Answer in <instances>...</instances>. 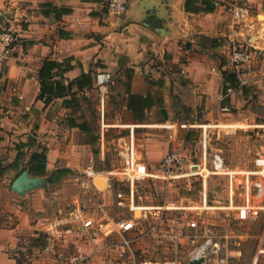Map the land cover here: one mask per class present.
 <instances>
[{"label": "crops", "instance_id": "0c3cea01", "mask_svg": "<svg viewBox=\"0 0 264 264\" xmlns=\"http://www.w3.org/2000/svg\"><path fill=\"white\" fill-rule=\"evenodd\" d=\"M187 1L130 0L127 12L115 15L102 0H0V28L19 37L13 57L0 69V264H18L13 255L23 237L50 234L49 226L39 228L47 225L44 218L33 223L34 214L43 217L45 210L29 206L48 185L71 173L50 180L55 171L68 169L56 162L62 154L54 141L63 127L92 134L97 120L98 135L105 136L131 125L134 139L135 129L153 127L150 116L158 115L172 129L185 124L195 128L200 113L209 118L213 107L230 111L236 92H248L232 67V45L264 54V0H237L250 7L241 21L228 5L216 6L213 0V10L206 11L203 0H195L193 7L200 12H187ZM46 61L60 65L53 81L72 85L66 96L49 102L41 97L40 72ZM84 75L91 84L79 90L76 81ZM101 86L106 87L103 96ZM230 89L235 91L230 94ZM223 93L227 96L220 101ZM92 94L97 95V117L84 111ZM134 97L152 106L142 114L137 105L142 101ZM84 123L85 130L80 128ZM191 136L190 130L186 139ZM42 152L47 173L39 176L31 171V159ZM24 172L46 182L20 194L12 186ZM57 262L51 244L28 261Z\"/></svg>", "mask_w": 264, "mask_h": 264}, {"label": "rangeland", "instance_id": "374dc122", "mask_svg": "<svg viewBox=\"0 0 264 264\" xmlns=\"http://www.w3.org/2000/svg\"><path fill=\"white\" fill-rule=\"evenodd\" d=\"M233 46L247 48L236 43L232 50ZM247 49L252 52L249 62L237 69L231 63L248 92H236L229 112L213 107L209 118L204 112L198 115L197 127L185 124L187 128L179 125L177 129L154 115L150 116L153 127L135 129L136 158L146 165L148 173L155 172L164 156L173 151L200 168L197 174L188 170L186 177L179 179H139L135 201L149 210L147 218L139 221L138 230L125 239L118 234L83 235L79 217L92 218L96 223L118 216L132 218L131 211L116 206L115 190L127 188V182H120L125 181L123 176H111V172H120L126 166L131 125L105 136L98 135L97 120L92 134L82 135L64 127L59 130L54 143L62 158L56 162L71 173L59 183L48 185L40 200L29 206L33 211L37 207L45 210L43 217L34 214L33 223L44 218L47 225L39 228L49 226L50 234L42 231L23 237L21 249L13 256L26 264L42 245L51 244L57 264H72L79 255L88 257L85 264H190L192 255L204 247L201 257L205 264H264V198L254 186L260 177L251 175L249 198L245 187L246 172L256 171L255 161L264 154V55L256 48ZM96 96L92 94L91 102L84 105L87 117H91L90 110L97 117ZM190 130L192 136L187 140ZM215 153L237 173L233 185L229 176L214 173ZM91 170L100 174L94 181L87 174ZM97 178L102 179V187ZM247 207L258 210V214L244 218L242 212ZM141 210L134 214L137 219ZM191 221H196L198 228H189L187 222ZM134 239L137 241L130 248L125 246L124 240Z\"/></svg>", "mask_w": 264, "mask_h": 264}, {"label": "built area", "instance_id": "2783aa9c", "mask_svg": "<svg viewBox=\"0 0 264 264\" xmlns=\"http://www.w3.org/2000/svg\"><path fill=\"white\" fill-rule=\"evenodd\" d=\"M106 9L115 15H123L128 10V5L130 0H102ZM216 6L228 5V10L232 14L235 20H243L250 13V7L248 3H240L237 0H214ZM19 37L16 32L7 28H0V69L13 57ZM260 55H264L260 51H257ZM252 57L251 50L247 48H237L233 46L231 59L233 61L234 67L237 69L241 64L249 62ZM106 90L105 86L100 87V91L102 96L104 95ZM235 90L230 89L229 93H233ZM226 94H221L219 97L220 101L225 100ZM222 111L229 112L228 108H222ZM2 124V120L0 118V126ZM188 125H182L183 128H187ZM204 147L206 148V138H204ZM126 166L120 172H111V176L118 178V176H123L125 181H120L121 183L127 182V188H118L115 190L116 193V206L120 209H127L131 211L132 218L121 217L118 216L116 219L110 218L104 219L101 221L95 222L92 218H81V234L83 235H98L103 234L105 236H109L110 234H118L125 239L126 235L133 234L138 230L139 221L147 218L148 207H140L137 206L135 201V185L139 179H143L145 177H152L157 179H179L186 177V172L189 170L191 174H197L196 169L200 168L199 165L188 164L186 158L181 155L177 151H173L164 156L161 160L158 168L153 173H148L146 165L138 162L136 158L135 151V143L132 138L131 144L128 146L126 151ZM213 167L214 173L220 175H227L230 178L231 185H233L234 175L237 174L232 172L226 166V163L223 157L219 153H215L213 156ZM255 167L257 168L254 172H249L245 174V187L247 189L246 197L249 198L250 195V186H251V175H257L260 177L259 181H257L254 186L258 190L259 197L264 198V154L261 155L255 161ZM88 176L94 179L100 174L96 171H88ZM138 208H143L141 210V218L137 219L134 214L138 210ZM160 209V208H159ZM158 209V210H159ZM161 210V209H160ZM243 216L246 218L250 216L253 218L258 214V210H253L250 208H244ZM187 226L189 228H198V223L196 221L187 222ZM142 235V232L140 233ZM91 235V236H92ZM93 237V236H92ZM178 238V234L176 235ZM95 243H98V240H94ZM134 240H124L125 246L128 248L131 247V244ZM204 251V247L202 249ZM203 251H199L196 255H192L190 262L195 259L204 258L201 257V253ZM87 256L79 255L72 259V264H85ZM142 264V263H141Z\"/></svg>", "mask_w": 264, "mask_h": 264}, {"label": "trees", "instance_id": "16d2710c", "mask_svg": "<svg viewBox=\"0 0 264 264\" xmlns=\"http://www.w3.org/2000/svg\"><path fill=\"white\" fill-rule=\"evenodd\" d=\"M194 1L195 0H188L185 6V10L187 12H200L199 8H194ZM203 4L205 5L204 9L206 11H212L213 10V0H203ZM60 65L57 62L53 61H46L44 63V66L40 72V78L42 82V93L41 97H46V102H49L53 97H58V96H66L68 93H70L72 85L65 86L64 84L53 81V72L56 68H58ZM91 84L90 78L88 75H84L81 79L76 81V85L78 86L79 90H82L83 88L89 86ZM236 86V84H235ZM133 100L136 101H142V103H137V105L141 106L142 105V114L145 110V108L152 106V104H149L145 99L142 98V100L138 97H134ZM88 124H83L81 125V129L85 130L88 128ZM72 126H76L75 123H72ZM32 167L31 171L39 176H44L47 173L46 169V154L45 152L42 153H34L32 155ZM4 172V169L0 170V174ZM70 172L69 169H60L55 171L51 175V182L54 183L63 176L67 175ZM44 237V236H43ZM38 240V239H37ZM39 241V240H38ZM45 245V244H44ZM42 245V246H44ZM18 264H22L20 260H18ZM31 264V263H28Z\"/></svg>", "mask_w": 264, "mask_h": 264}, {"label": "water", "instance_id": "95a60500", "mask_svg": "<svg viewBox=\"0 0 264 264\" xmlns=\"http://www.w3.org/2000/svg\"><path fill=\"white\" fill-rule=\"evenodd\" d=\"M97 183L99 186L102 187L100 184L101 178H97ZM46 181L40 178H32L28 176L27 172H24L20 177H18L15 182L13 183V190L21 193H24L27 190L37 188L42 186ZM97 186V184H95ZM98 187V186H97ZM190 264H205L204 258H199L193 260Z\"/></svg>", "mask_w": 264, "mask_h": 264}]
</instances>
